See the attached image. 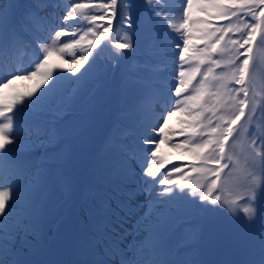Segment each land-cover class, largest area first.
I'll use <instances>...</instances> for the list:
<instances>
[{
  "label": "snow or ice",
  "instance_id": "snow-or-ice-1",
  "mask_svg": "<svg viewBox=\"0 0 264 264\" xmlns=\"http://www.w3.org/2000/svg\"><path fill=\"white\" fill-rule=\"evenodd\" d=\"M126 0H121L124 4ZM150 3L151 0H146ZM168 0H160L157 7L150 9L152 13L160 16L162 19L168 17ZM186 9L182 13L179 23L169 25L180 35L175 38L172 44L173 56V76L176 82L169 89L178 99L169 98V105L164 106V111L151 116H146L143 111V105L137 107V113L140 119L137 126L141 129V139L136 149H129L127 146H121L120 165L127 171L129 177H133L136 168L140 169L143 184L146 187L153 184L171 185L175 181L172 179V173H182V168L176 167L169 169L159 180L155 178L165 167L167 161L160 158V145L169 142V136H183L185 139L181 143H174L173 146L178 149H184L191 153L199 162L189 166L191 172L202 173L207 184L201 183L199 188L204 191H198L197 186L188 184L190 193L198 196L199 200L209 201L211 204H219L221 207L225 203L220 194H213L217 190L220 174L228 167L232 161V156L228 152V141L238 131L236 125L248 116L246 123L251 122V114L255 111V104L250 98V86L252 84L250 61L254 57L253 46L257 43V37H260L259 47L264 49V0H206L203 3L202 10L215 9L218 13V19L232 21L233 17L240 19L241 14L250 17L243 26L230 22L227 25L216 26L208 23L206 20H193L191 9L193 0H184ZM117 0H107L96 4L81 2V0H70L64 4L67 9L66 14L61 17L62 21L77 20L81 17L83 20L92 24L91 28L78 35L77 30L82 27L77 20L75 24L67 25L66 29L56 30L53 39L59 41L67 35L77 36L72 40H64L62 46L48 47L46 42L40 44L43 55L34 59L30 69H20L12 76L2 74V61L5 51L11 52L14 49L23 47L25 37L32 31H38L47 24H50V18L43 14L45 0H31L30 3L22 5L20 0H0V152L6 145L12 144L16 140L14 148H9L4 155H0V167L6 156L17 151L23 144L20 139V127L26 114L36 115L38 110L42 109L48 98L54 94L58 82L62 77L57 76L51 87L46 88L35 100H29V103L16 113L15 117L9 115L14 111L17 104L23 103L25 95L13 96L10 100L4 96L6 90L11 89L16 80L31 79L39 80L40 84H46L52 80L54 70L59 65H52L50 61L54 55L63 56L72 52L73 62L68 67V71L74 75L80 73L77 80H85L89 77L95 68L96 61L93 60L83 72L80 65L88 62L93 54L95 47H98L101 40L111 29V24L107 26L96 23L97 20H103L111 11L115 13ZM92 8L96 12H101L100 16L87 14L86 9ZM123 12V9H122ZM109 20L111 17H108ZM126 19H130L125 14ZM204 26L211 31H205L202 40L206 41L203 47L193 46L192 41L196 39L193 36L189 25ZM131 27V24L128 25ZM97 29H102L97 31ZM91 38L86 40L88 34ZM229 33H241V35L229 36ZM225 37H228L225 40ZM118 41L113 46L118 49L133 48V44L127 34L123 38H117ZM91 45V48L80 47L79 50L85 52L79 58H75L73 51L83 43ZM112 44V41H109ZM222 45V46H221ZM190 46L192 54H189ZM243 57V59H241ZM99 59V55L97 56ZM224 69L217 72L216 69ZM199 77V79H197ZM238 85L239 87H236ZM39 84L37 87L39 88ZM79 90L76 91L78 94ZM30 97L32 94H26ZM246 109L249 113L246 114ZM66 109L58 110L51 121H46L41 129L44 139H38L34 143L42 147L47 152H55L59 149L61 140V131L59 122L63 119ZM184 115L185 119L181 121L182 127L179 131L169 130L168 121L173 117ZM13 119L16 120L17 130L14 136L10 137L13 129ZM243 127V126H242ZM156 136L160 139L157 141ZM254 136L250 141L252 166L248 173L250 179L244 184L238 186L239 191L236 198L226 201L229 209L236 213L243 211L249 221H252L257 215V199L264 201V137L260 138V145L256 144ZM33 143V142H29ZM146 145H155L147 147ZM258 158V159H257ZM215 165V167H211ZM151 177L152 180L147 178ZM214 177L215 179H208ZM31 183H35V177ZM185 180L181 179L180 188L183 190ZM12 184H4V177L0 174V264H20L15 259L16 252L11 240H4L7 235L14 238L17 232L27 231L28 224L21 221L16 225L15 231H7V221L16 211V204L19 201V193L12 197ZM143 190V189H142ZM131 198L133 193L127 194ZM29 194L25 193V199ZM13 200L11 206H7V201ZM240 200L244 204L240 205ZM118 207H125L117 201ZM94 215L102 217L105 221L115 215V210L111 207L108 198H101L94 210ZM147 234L137 247L136 256L159 250V241L153 229L148 228ZM120 237L113 238L103 227L97 228V235L93 243L103 245V253L100 259L94 260L91 264H109V259L117 255L120 256V264H171V262H161L158 260L137 259L135 256L131 259L126 258L123 251L119 248ZM180 264V262H177ZM252 264H264V232L261 235L260 256L258 261Z\"/></svg>",
  "mask_w": 264,
  "mask_h": 264
},
{
  "label": "rangeland",
  "instance_id": "rangeland-1",
  "mask_svg": "<svg viewBox=\"0 0 264 264\" xmlns=\"http://www.w3.org/2000/svg\"><path fill=\"white\" fill-rule=\"evenodd\" d=\"M182 119H185L184 115L181 114L180 116H177V117H173V119L171 121H168V124H169V130H173V126H171L170 124L172 125H175L174 123L172 122H180ZM260 128V127H259ZM261 130V129H260ZM170 137V136H169ZM170 142V140H169Z\"/></svg>",
  "mask_w": 264,
  "mask_h": 264
}]
</instances>
